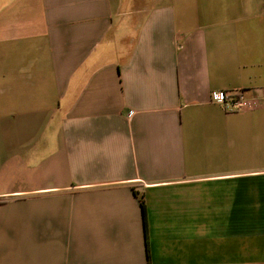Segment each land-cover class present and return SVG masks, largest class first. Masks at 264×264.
<instances>
[{
    "label": "crops",
    "instance_id": "obj_1",
    "mask_svg": "<svg viewBox=\"0 0 264 264\" xmlns=\"http://www.w3.org/2000/svg\"><path fill=\"white\" fill-rule=\"evenodd\" d=\"M0 264H264V0H0Z\"/></svg>",
    "mask_w": 264,
    "mask_h": 264
},
{
    "label": "built area",
    "instance_id": "obj_2",
    "mask_svg": "<svg viewBox=\"0 0 264 264\" xmlns=\"http://www.w3.org/2000/svg\"><path fill=\"white\" fill-rule=\"evenodd\" d=\"M214 99L221 103L228 112L244 110L250 105L241 92L232 94L219 91L214 94Z\"/></svg>",
    "mask_w": 264,
    "mask_h": 264
},
{
    "label": "trees",
    "instance_id": "obj_3",
    "mask_svg": "<svg viewBox=\"0 0 264 264\" xmlns=\"http://www.w3.org/2000/svg\"><path fill=\"white\" fill-rule=\"evenodd\" d=\"M141 203L143 204V201H141Z\"/></svg>",
    "mask_w": 264,
    "mask_h": 264
}]
</instances>
